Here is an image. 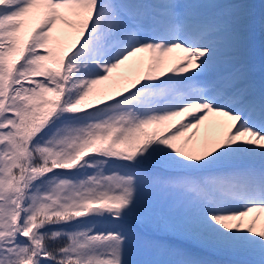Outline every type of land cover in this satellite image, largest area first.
<instances>
[{
  "label": "snow or ice",
  "instance_id": "6c2138e0",
  "mask_svg": "<svg viewBox=\"0 0 264 264\" xmlns=\"http://www.w3.org/2000/svg\"><path fill=\"white\" fill-rule=\"evenodd\" d=\"M0 0V264H264V0Z\"/></svg>",
  "mask_w": 264,
  "mask_h": 264
},
{
  "label": "trees",
  "instance_id": "16d2710c",
  "mask_svg": "<svg viewBox=\"0 0 264 264\" xmlns=\"http://www.w3.org/2000/svg\"><path fill=\"white\" fill-rule=\"evenodd\" d=\"M252 2L256 5V7L253 9V12L256 14V16L258 18L259 14L261 12L260 0H252Z\"/></svg>",
  "mask_w": 264,
  "mask_h": 264
}]
</instances>
